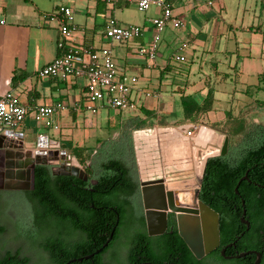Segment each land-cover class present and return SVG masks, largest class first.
Masks as SVG:
<instances>
[{"label": "crops", "instance_id": "0c3cea01", "mask_svg": "<svg viewBox=\"0 0 264 264\" xmlns=\"http://www.w3.org/2000/svg\"><path fill=\"white\" fill-rule=\"evenodd\" d=\"M165 1L172 17L181 26L178 29L165 27L158 36L155 58L149 61L144 54H138L147 45L142 32L141 36L118 44L109 42L103 35L109 19H114L119 25L125 24L121 26H139L137 18L123 21V17L118 16L123 8H131L128 5H113L106 0H0V95L11 92L27 110L21 125L12 130L23 139L25 151L38 150L33 147L35 143L53 149L66 142L67 136L61 135L59 127L64 115L72 123L69 138L74 137L78 146L90 147L83 133L77 136L76 129L72 128L78 114L89 113L85 110V78L62 80L37 76V72L57 55L58 23L47 22L43 18L55 15L60 6L68 7L72 14L75 31L69 37L70 45L95 50L107 48L112 53L117 73L136 78L130 93L133 108L115 111L113 119L105 124V130L112 133V138L121 125L144 123L142 128H157L188 123L183 117L181 100L188 95L202 103L207 96L205 94L217 90L205 86L208 75L202 70L207 67L216 87L229 84L218 90L229 98L225 107L218 108L225 110L222 114L226 119L234 120L235 115L239 116L245 121L243 129L247 119L254 125L264 123V0H219L215 8L207 10L201 7L206 0H193L194 4L190 6L187 0ZM104 3L108 5L109 13L106 21ZM231 6L236 14L227 18L226 13ZM131 9L140 13L135 8ZM158 15L159 10L158 14L145 17L140 24L148 26L149 20ZM96 18L102 19L98 25ZM231 20L239 25L238 29L233 28ZM173 55L182 56L184 62H172ZM213 56L216 57L214 64L210 60ZM211 99L213 103L216 100L214 96ZM57 102L63 109L53 116L55 128H43L33 123L31 113L35 106ZM100 111L109 109L101 108L97 114ZM250 114H255L254 118L250 119ZM199 124L216 132L219 136L214 137L217 139L236 137L227 131L214 129L210 121L202 123L201 117L195 124L185 125ZM49 130L57 131V136L50 138ZM100 140L95 138L93 143L98 145Z\"/></svg>", "mask_w": 264, "mask_h": 264}, {"label": "trees", "instance_id": "16d2710c", "mask_svg": "<svg viewBox=\"0 0 264 264\" xmlns=\"http://www.w3.org/2000/svg\"><path fill=\"white\" fill-rule=\"evenodd\" d=\"M211 102L212 99L206 96L203 108H198L182 99L183 117L195 124L210 110ZM143 126L144 123L124 125L119 144L102 142L101 151L97 150L94 158L89 153L85 154L87 148L83 145L63 142L62 149L80 164H85L81 169L87 178L84 182L70 176L51 177L44 166L34 168L32 243L46 254L49 264H65L72 256H86L98 250L110 231L108 240L113 244L120 240L121 232L130 225L143 226L142 218L138 219L132 207L138 191L130 138V131ZM243 130L232 134L241 133L243 147L239 143L228 148L224 156L206 160L198 200L218 216L219 245L235 241V248L228 249V254L255 251L260 254L258 264H264V129L254 126L250 132ZM227 141L229 146L230 141ZM244 175L246 179L239 182L235 194L233 190L237 181ZM86 187L90 190H84ZM105 209L113 210L115 221L113 214ZM242 209L243 219L248 223L247 230L239 221ZM128 218L131 222H127ZM3 230L0 227V233ZM37 232L43 233L44 238H37ZM73 232L81 235L77 244L83 251L77 252L63 242V235L69 238ZM166 240V236L150 238L144 232L135 234L126 246V264H164L173 262L179 254L186 255L190 264L198 263L176 234L168 239L169 246L174 247L173 254L168 249L159 248L160 244L167 243ZM91 241L94 243L92 246ZM151 245H155L156 250ZM215 257L217 264H245L244 260H247L246 264H252L255 259L253 255L230 261ZM100 260L101 254L74 264H102ZM16 261L28 264L27 259L20 255Z\"/></svg>", "mask_w": 264, "mask_h": 264}, {"label": "water", "instance_id": "95a60500", "mask_svg": "<svg viewBox=\"0 0 264 264\" xmlns=\"http://www.w3.org/2000/svg\"><path fill=\"white\" fill-rule=\"evenodd\" d=\"M190 127L191 125L164 128H140L131 132V139L139 195L144 213L143 215L146 235L148 237L160 235L166 227V216L171 214L175 220L178 236L181 238L182 242L190 251V253L196 259H199L204 254L213 251L218 246L219 241L218 216L208 206L204 205L198 200V188L206 160L218 156H224L227 151L228 141L225 137L223 138L220 148H211V136L214 135V131L203 124H199L191 137H185L184 132ZM18 137L21 138L19 134L13 132L12 130L0 127V150L4 153H13L15 147L12 144ZM179 142L191 143L193 146L192 150L199 147L202 149L210 148L211 151H208L207 154L202 156L198 172L192 177H181L175 179L172 182L165 183V181L161 179V168L167 164L169 165V163L173 164L177 161L175 158L173 159L168 157L167 148L177 145ZM58 146L59 145L55 147L56 150H52L46 149V146L38 145L37 143L33 145V147L38 150L34 151L35 161L31 166V178L33 177L34 165H55L56 162L50 161L48 159L50 158L49 156H51V153H53L54 161H57ZM39 157L41 158V161L37 160ZM61 169L63 171L56 175L74 177L82 182L86 181L87 179L84 173L75 166L66 165ZM157 169H159V173L157 172ZM245 179L246 178L244 175L237 181V184L233 190L235 194L237 185L240 181ZM30 187L31 189L33 188L32 181ZM84 190L90 189L86 187ZM178 195L182 196L183 199L185 196L189 195L190 201L188 203L180 204L177 201ZM241 207H243V202H241ZM83 208L104 209L94 207ZM105 210L113 214L115 221V214L113 210ZM243 217L244 210L242 209L239 221L245 226V230H247L248 223L243 219ZM110 232L104 244L108 240ZM234 243L235 241L222 247L219 252L222 258L239 259L246 255H253L255 259L252 264L259 263L260 254L255 251H246L243 253L234 254L233 256H224V250L226 248L233 247ZM98 251L99 250H96L80 259L70 262L89 259L91 255L97 253Z\"/></svg>", "mask_w": 264, "mask_h": 264}, {"label": "built area", "instance_id": "2783aa9c", "mask_svg": "<svg viewBox=\"0 0 264 264\" xmlns=\"http://www.w3.org/2000/svg\"><path fill=\"white\" fill-rule=\"evenodd\" d=\"M106 2L133 6L139 12H144L150 7L159 10V15L149 20L153 31L150 42L145 49L138 51V54H144L149 61L155 58L158 36L165 27L178 29L181 26V23L172 17L169 4L165 0H106ZM43 19L58 23L60 39L56 42V57L43 66L37 72V76L62 80L84 77L86 80L84 96L87 102L85 110L91 114H97L101 108L115 111L132 109L130 93L136 84V78L117 73L109 49L80 48L68 43L69 37L75 31L70 9L60 6L56 9L55 15L45 16ZM103 35L109 42L124 43L141 36V29L136 25L121 26L114 19H109L104 26ZM172 59L178 63L184 62V58L179 55H173ZM62 109L58 102L35 106L31 113L32 121L43 128H55L53 116ZM26 111L11 92L0 95V127L16 129L23 122ZM197 127L191 126L184 132V136L191 137Z\"/></svg>", "mask_w": 264, "mask_h": 264}, {"label": "flooded vegetation", "instance_id": "af4514ba", "mask_svg": "<svg viewBox=\"0 0 264 264\" xmlns=\"http://www.w3.org/2000/svg\"><path fill=\"white\" fill-rule=\"evenodd\" d=\"M164 128V127H163ZM123 126H118L117 127V132L116 136L111 138L108 143L109 144H114L117 143L119 144L120 142V137H121V132H122ZM214 143V142H213ZM228 143V142H227ZM15 147V150L13 153H4L3 151L0 150V227H3L4 230L2 233H0V264H20L17 263V257L20 255L24 258L28 259L27 255V250H24V244H32V237L34 236V232L32 230V219H33V188L31 189L30 184L31 181L33 183V177L31 178V166L34 164L35 161V154L33 152L25 151L24 146H23V139L22 138H17L15 142L12 144ZM53 145V144H51ZM52 150H56L53 148ZM58 153H57V161H54V155L51 153V156L48 160L56 162L55 165L49 166V165H34L33 167V172L34 168L36 166H44L48 169L49 174L51 177H63L59 176L56 174L61 173L63 170L61 169L62 167L66 165H72L71 163V156L66 150H63L61 145L58 148ZM208 151H203L202 153H197L195 157H192V160H187L183 162H175V163H169L163 168H161V179L167 182H172L177 178L181 177H192L195 173L198 172L199 169V164L201 161L202 156L207 154ZM95 154V152H94ZM38 161H41V158H37ZM47 160V161H48ZM206 163V162H205ZM205 167V166H204ZM179 169H184L183 172H186V174H178L175 175L179 171ZM204 171V169H203ZM157 172L159 173V169H157ZM202 178H203V173L201 176V181L200 185L198 188V194L200 190V186L202 183ZM136 181H137V175H136ZM137 191H138V196L137 199H135V202L138 203V207L140 209V215L137 216L138 219L139 217L142 218L143 220V226L140 225H131L128 229L127 232L129 233H134L140 235V233L144 232L146 235V229H145V224H144V213L143 209L141 206V200H140V195H139V187L137 183ZM13 201H21V206L20 209L17 211H12L10 206L12 205L11 202ZM17 204V203H15ZM14 209V207H13ZM14 214L13 219L8 218L7 216ZM6 223L12 224L14 226V231L13 234H5L6 233ZM126 231V230H124ZM176 234L178 236L176 226H175V220L171 214H168L166 216V227L164 231L157 236H152V237H167L166 242L164 244H160L159 248H164L168 249L167 251H171L170 253L173 254L174 252V247H170L168 243L169 237L173 236ZM48 234H45L47 236ZM37 238H44L43 233L37 232L36 234ZM147 236V235H146ZM31 237V238H30ZM140 237V236H138ZM148 237V236H147ZM179 237V236H178ZM151 238V237H150ZM180 238V237H179ZM181 240V238H180ZM81 241V235L77 232H73L69 238L65 237L63 235V242L65 245L69 248H74L77 252L83 251L80 249L79 245L77 242ZM130 240L126 239H121L118 240L116 243H120L119 245L121 246L120 248L124 252L126 249L127 243ZM182 241V240H181ZM111 240H108L95 255H91L89 259L86 260H91L94 256H97L101 254V260L102 257L112 249V247L116 243H111ZM92 241H91V246H92ZM183 243V242H182ZM94 244V243H93ZM184 244V243H183ZM88 246H86L87 248ZM152 248L156 250L155 245H151ZM186 247V246H185ZM223 246H218L211 252L204 254L202 257L199 259H196L189 251L190 256L198 262L197 264H217L216 257L218 256L220 259L224 261H230L233 260L231 259H224L220 256L219 252L222 249ZM187 248V247H186ZM235 245L233 247L226 248L223 252L224 256H233L234 254H228V249H234ZM27 249V248H26ZM250 251V250H246ZM244 251V252H246ZM140 253V250H139ZM243 253V252H240ZM179 254V253H178ZM125 255V254H124ZM248 256V255H246ZM251 256V255H250ZM84 256L77 254L76 256H72L69 258V261L77 260L80 259ZM245 257V256H244ZM242 257V258H244ZM175 260L173 262H164V264H190V261L188 258H186V255H180L177 256V258H174ZM85 259H82L80 261H74V262H81V261H86ZM74 262H70L68 264H74ZM124 262L126 264V255L123 258L116 257L113 259L114 264H122ZM102 263V262H101ZM244 263H247V260H244ZM103 264V263H102ZM147 264V263H145Z\"/></svg>", "mask_w": 264, "mask_h": 264}, {"label": "rangeland", "instance_id": "374dc122", "mask_svg": "<svg viewBox=\"0 0 264 264\" xmlns=\"http://www.w3.org/2000/svg\"><path fill=\"white\" fill-rule=\"evenodd\" d=\"M218 1L219 0H206L205 2H203L201 4V7L203 8V10H207L209 8H215ZM191 4H194V1L193 0H187V5L190 6ZM104 6H105L106 10L105 11L102 10V11L104 12L103 14H104L105 21H106L109 18V13L107 11L108 5L105 4ZM130 7L134 8L133 6H130ZM131 8H129V9L123 8L121 14L118 16H122L123 21H133L134 19L137 18L138 24H139L138 27H140V29H141L143 39L146 40L147 44H148L152 38V27L150 24H148V26H147V25H142L140 23L142 22V20L145 17L150 16L152 14H158V10L155 7H150V9L148 11L138 13ZM229 9H230V11H227V13H226L227 18H229V16L234 17L236 14V10H234L233 6L229 7ZM101 21H102V19L96 18L95 23L98 25V23ZM122 23H124V22H122ZM230 23L233 25V28H235V29L239 28V25L236 23L234 24L232 20L230 21ZM237 23H238V20H237ZM121 25H125V24H121ZM161 37H163V33L160 35V41H161ZM115 44H118V43H115ZM158 45H159V43H158ZM215 59H216V57H214V56L211 57L210 58L211 63L214 64ZM171 61L175 62V61H173V59H171ZM202 71L204 74L208 75V77L206 78L207 80H206L205 86L207 88H210V89L213 88V89H217V90H214V92L205 94L209 98H212V96H214V99H216L215 100L216 103L215 102L213 103V99H212V102L210 105V110L205 113L207 115L200 116L201 122L206 124V123H208V121H210L211 127H213L216 130L227 131V132H229L230 135H232L234 132L237 133L239 130L243 129V124L245 122L244 119L239 118V116H237V115L234 116L235 117L234 120H229V118L226 119V117H224V114H222L223 111H225V110L218 109L219 107L220 108L225 107V105H226L225 103H227V104L229 103V98L227 97V94H224V93H221L220 91H218V90H221L224 85L226 87V86H229V84H222V85L216 87V84L214 83V77L211 74V70L208 69V67H207V68H203ZM183 100L186 102L192 103L193 106H198V108H203L202 103H200L196 100H192V98H190L188 95L185 96L183 98ZM114 112H115V110H109V111H100L96 115H91L89 113H80L77 115L76 123L72 126V128L76 129L77 136L80 135V133H83L84 140L88 141L87 143L90 146L89 148H87V150H88L87 154L89 153L91 158L95 157L94 152H96L97 150H100V148H101L100 144L102 142L108 143V141L112 138L111 137L112 133L108 132L109 130L107 131V129L105 130V124L107 121L110 122L111 119H113V113ZM245 112L247 113V110ZM248 116L249 117L251 116L250 117V119H251V118H254L255 114H250ZM222 119L223 120L226 119V120L221 122ZM186 121H189V122L188 123L182 122L184 124H181V125H185V124L190 123L189 119H187ZM71 124L72 123L69 121V118H67L64 115V117L60 121V126H59L60 132H61V135L67 136V139H68L67 141H69L70 143H75L76 139L74 137L69 138L70 137L69 127H71ZM35 125H38V124H35ZM244 126H246V127L244 128L243 132L252 131V128L254 126L255 127L258 126V127H261L264 129V123L261 124V122H260V123H256V125H254V123H252V121H250L249 119H247V122ZM134 130H136V129H134ZM132 131H130V138H131V132ZM57 133L58 132L55 130H49L48 131L50 138H55L57 136ZM114 134L115 133H113V135ZM214 135L217 137L219 136L216 132H214ZM240 135H241V133H238L235 135L236 136L235 138L233 137V138L229 139V141H230L229 146L230 147L227 144V151H228V148H233L235 145L242 142L241 141L242 139L239 137ZM95 138H99V140L101 139L99 141L98 145L93 143L95 141ZM218 140H219L218 142L211 143V145H210L211 148H220L221 147L223 139L218 138ZM254 143H256V142H254ZM131 144H132V139H131ZM244 145H245L244 142L240 143V147H243ZM192 148H193V146L191 143L179 142V144L173 145V146H170L169 148H167L168 157H171L173 159L175 158L177 160L176 162L180 163L183 161H187L189 159L192 160V157L193 158L195 157L196 152L202 153L203 151L204 152L205 151H211L210 148L202 149V148L197 147V149L195 148L194 150H192ZM105 149H106V147L103 148V151ZM70 160H71L72 166L77 167L79 170H81L85 165V164H80L77 160H75L72 157L70 158ZM183 170L184 169H179V171L177 173H175V175L186 174V172H183ZM11 203H12V205L10 206L11 207L10 209L12 211H17L20 209L22 202L21 201H13ZM15 203H17V204H15ZM13 207H14V209H13ZM132 207H133L134 214L136 216H139L140 215V209L138 207V203H136L134 201L132 203ZM13 216H14V214H13ZM13 216H12V214H10L7 217L10 219H13ZM129 218H128L127 222H131V219H129ZM5 227H6L5 228L6 229V233H5L6 235L7 234H10V235L13 234L14 226L12 224L6 223ZM127 229H126V231L121 232V235H120L121 239L130 240L133 238L134 233L127 232ZM22 244H24V250H27V255H28V259H29L28 264H49L46 254L42 253L40 251V249L36 247L35 243H32L31 245L25 244V243H22ZM119 244L116 243L112 247V249L110 251H108L102 257L101 262L103 264H114L113 263L114 258H116V257L123 258L126 255L127 250L125 249L123 252L122 249L120 248L121 246ZM122 264H125V263L122 262Z\"/></svg>", "mask_w": 264, "mask_h": 264}, {"label": "bare ground", "instance_id": "6f19581e", "mask_svg": "<svg viewBox=\"0 0 264 264\" xmlns=\"http://www.w3.org/2000/svg\"><path fill=\"white\" fill-rule=\"evenodd\" d=\"M213 137H214V135L211 136V143H213V142H218V141H219L216 137H214L215 139L213 140ZM177 201H178L180 204H182V203H188V202L190 201V196L187 195V196H185V198L183 199L182 196L178 195V196H177Z\"/></svg>", "mask_w": 264, "mask_h": 264}]
</instances>
